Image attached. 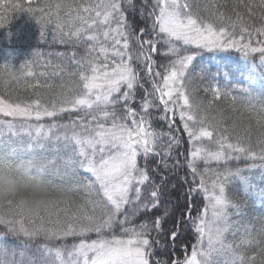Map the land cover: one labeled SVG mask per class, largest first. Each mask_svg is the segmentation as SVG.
Instances as JSON below:
<instances>
[{
	"label": "snow or ice",
	"instance_id": "snow-or-ice-1",
	"mask_svg": "<svg viewBox=\"0 0 264 264\" xmlns=\"http://www.w3.org/2000/svg\"><path fill=\"white\" fill-rule=\"evenodd\" d=\"M148 4L149 0H142L140 15L151 19L152 23L150 27L140 28L139 34L134 22L125 15L127 10H135L133 0H56L41 7L31 6V0L27 5L11 4L13 10H26L36 19L41 38L54 16L59 42L83 45L84 55L76 58L72 53L78 71L70 75L78 79L50 104L40 99L10 102L0 95V114L7 118L0 120V126L13 136L28 137V142L19 147L10 150L0 147V167H11L15 161L35 160L49 188L62 197L49 208L29 215L20 213L8 202L6 212L0 211V226L5 229L0 237L11 234L29 241L43 238L45 243L38 247V255L30 254L27 243L21 244L19 250L0 245V264H160L151 259L155 255V242L150 239V233L161 229L162 217H156L151 226L147 221L134 223L136 217L158 208L162 195L154 183L151 190L145 192L150 176L146 168L138 164L140 156L147 158L154 153L159 136L146 119L149 110L156 107L147 99L150 94L142 98L139 112L131 106L137 87H142L141 72L150 79H162V84L153 80V89L159 94L163 118L168 119L169 113L175 116L178 110L183 130L192 145L187 166L194 178L199 177V182L194 179L195 186L189 191L203 193L206 201L195 217L191 216V207L188 211L196 233L190 255L183 261L174 259L170 264H254L258 257L260 264H264V223L256 236L245 228L238 242L230 241L229 233L235 236L239 231L230 209L238 210L240 206L226 195V181L238 177L245 186V193L254 192L264 204V188L256 191L254 178L244 175L246 171L259 170L260 179L264 180V133L257 141L259 151L250 143L245 144L244 141L251 138L248 129L244 130V137L237 133L233 142L230 129L225 126L227 118L212 124L197 117L184 83L195 58L194 52L188 54V46L192 45L237 48L248 62L249 84L264 80V42L258 41L259 46L255 47L251 41L242 43L244 33L251 36L255 31L264 35V24L250 29L239 14L233 20L215 10L210 11L213 18L210 21L194 17L189 4L182 0H154L150 8ZM253 6L252 3L246 6L251 15H255ZM258 6L264 8V0H259ZM4 7L0 5V10ZM261 19L264 20V16ZM3 23L4 17L0 15V26ZM237 29L241 33L239 40L235 38ZM143 36L149 39L144 40ZM133 44L138 46L135 58ZM158 45L166 46L161 54L168 62L159 65L163 72L154 70L156 62L152 54L158 53ZM251 53H259L258 63L250 59ZM234 90L244 94L249 109L256 112L257 124L264 128V101L248 86ZM212 91L216 98L228 94H222L219 87ZM71 112H83V115L67 123L55 122L59 114ZM44 118H51L53 122L29 123ZM17 121L21 123L18 125ZM231 129L236 130L237 124L233 123ZM171 140L178 143L175 137ZM205 140L211 146L205 144ZM48 143L61 145L56 151L63 150L65 155L49 159L43 154ZM25 154L29 158L24 159ZM242 158L250 161L244 168H226L219 172L207 167L201 171L198 167L200 163L227 164ZM81 171L87 175L82 176ZM80 191L86 193L87 198L76 204L71 196ZM90 234H95L96 238L88 239ZM177 235L171 233L173 239ZM70 237L78 239L70 247L48 243ZM254 245L259 251L246 255L243 249Z\"/></svg>",
	"mask_w": 264,
	"mask_h": 264
},
{
	"label": "trees",
	"instance_id": "trees-1",
	"mask_svg": "<svg viewBox=\"0 0 264 264\" xmlns=\"http://www.w3.org/2000/svg\"><path fill=\"white\" fill-rule=\"evenodd\" d=\"M184 1L189 4V10L194 17L198 16L210 21L213 19L210 16V11L215 10L216 12H223L225 17H231L233 20H236L237 14H239L243 18L245 25L250 29L258 28L264 24V20L261 19L264 16V8L258 6L259 0ZM48 2L55 3L56 0H31V6L41 7ZM77 2H84V0H77ZM153 2L154 0H149V8ZM12 3H24L27 5L29 0H0V5L5 6L0 10V15L4 17L3 26H0V95L10 100V102H30L34 99H40L43 103L50 104L52 101L57 100L58 96L67 92L72 83L78 79V77L70 75L78 71L73 61L72 53L76 54V58L82 57L84 55V46L74 45V43L61 44L59 42V33L55 28L54 16L51 18L52 23L44 28V37L41 38L40 25L36 19L26 10H13L11 8ZM133 3L136 5L135 10L129 9L125 12V15L134 22L136 31L139 34V29L150 27L152 20L140 15L142 0H133ZM250 3L255 5L252 8V12L255 15H251L246 7ZM147 10L146 8L145 11ZM240 36L241 33L237 29L235 38H240ZM243 36V42L251 41L254 47L259 46L258 41L264 42V35H259L255 31L252 32L251 36H248L247 33H244ZM142 39L147 40L149 37L143 36ZM165 48L166 46L158 45V53L152 54L156 62L154 66L156 71L163 72L159 65L167 64L168 62L161 54ZM137 52L138 46L133 44L132 53L134 58ZM193 52L202 55V64L196 63L195 67L190 70L186 82V90L197 117H203L206 122L212 124L217 123L221 118H227L225 126L229 127L233 142H235L237 133L244 137V130L248 129L251 138L244 142L246 145L250 143L254 150L259 151L260 145L257 141L261 139V133H264V128L257 124L256 112L249 109L245 102L244 94L234 89L239 86H248L252 89L254 95L264 101V80H257L256 83L249 84L247 80L239 76L241 69H238L234 73L236 82L232 78L226 80L223 75L222 79L218 78V80L227 81V88L224 93L228 94L216 98L212 89L214 87L215 74L219 70L218 66L222 65V61L213 63L212 56L206 50L202 49L200 51L198 48L189 47L188 54ZM250 57L257 63L259 62V53H251ZM134 66L138 67L139 65L134 64ZM13 77L16 79L13 80ZM153 78L156 82L162 83L161 77ZM153 78L150 79L144 72L140 73V85L142 87H137L131 106L135 107L139 112L142 98L145 97L146 93L150 94L147 95V99L156 105V107L149 110L146 116L152 130L159 134L156 148L154 153L149 154L147 158L140 156L138 164L141 167H145L150 176L149 186L145 189V192L150 191L154 183L162 195L159 207L136 217L134 223L140 224L147 221L151 226L152 221L156 217H162L161 229L159 231L153 230L150 233V239L155 242L153 244L155 255L151 259L159 261L160 264H170L176 258L182 259L184 257L182 248L185 247L188 251H191V246L196 241V233L192 227L191 220L185 219L190 204H193L191 216L195 217L198 211L203 209L206 201L203 193L201 195V192L190 193L189 191L195 186L193 183L194 179L196 183L199 182V177L194 178L187 166L192 145L189 142L187 133L183 130V122L178 115L176 116L175 124L171 122V126L170 119L163 118L165 114L163 106L159 104L158 99L155 97ZM233 94L236 95L235 100L232 99ZM253 103L256 104V107H259L258 103L255 101ZM77 115H83V112L61 113L55 118V122L67 123L75 119ZM3 119L7 118L0 114V120ZM42 121L47 124L53 122L51 118H45ZM16 123L19 125L21 121ZM29 123H33V121ZM233 123L237 124L236 130L231 129ZM176 127L179 129L178 132L175 129ZM0 132L4 133V135H0V147L5 150L19 147L22 143L26 144L28 142L27 136H13L2 126H0ZM179 132L181 135H179ZM171 137H175L178 143H173ZM204 143L211 146L210 142L206 140ZM58 148H61V145L48 143L43 154L47 155L49 159L64 156L65 152L63 150L56 151ZM182 150H184V156L181 155ZM165 153L169 154L165 155ZM23 158L27 159L29 155L25 154ZM249 162L242 158L239 161L232 160L227 164L209 162L204 165L200 163L198 167L201 171L207 167L212 171L223 172L226 168H244L246 163ZM81 175L87 174L81 171ZM244 175L251 176L252 172L246 171ZM183 179L187 182L188 187L185 186ZM260 181L262 188H264L263 180L260 179ZM57 184H59L58 180ZM244 189L245 186L242 185L238 177H230L226 181L227 197L232 203L242 206L250 213L255 209V193L249 192L246 194ZM86 198V193L83 191L76 192L71 196V199L76 204L82 203ZM236 210L230 209L232 213ZM165 213L167 214L166 216L164 215ZM177 230H179V235L171 239V233ZM4 231L5 229L0 226V232ZM87 238L94 239L96 236L95 234H90ZM77 242L78 239L70 237L66 240L50 241L48 243L53 246L64 245L70 247ZM24 243L30 245V254L38 255L37 249L45 241L43 238L29 241L22 236L14 237L11 234L0 237V245H4L9 249L16 247L19 250L20 245Z\"/></svg>",
	"mask_w": 264,
	"mask_h": 264
},
{
	"label": "clouds",
	"instance_id": "clouds-1",
	"mask_svg": "<svg viewBox=\"0 0 264 264\" xmlns=\"http://www.w3.org/2000/svg\"><path fill=\"white\" fill-rule=\"evenodd\" d=\"M60 197L49 188L35 160L0 167V211L6 212L11 201L20 213L29 215L49 208Z\"/></svg>",
	"mask_w": 264,
	"mask_h": 264
},
{
	"label": "rangeland",
	"instance_id": "rangeland-1",
	"mask_svg": "<svg viewBox=\"0 0 264 264\" xmlns=\"http://www.w3.org/2000/svg\"><path fill=\"white\" fill-rule=\"evenodd\" d=\"M182 2L184 3V0H182ZM236 39L239 40L240 38H236ZM242 43H247V42L242 41ZM192 46H194V45H192ZM194 47H196V46H194ZM204 49L211 52L213 63L214 62L219 63L221 61L225 62L223 65L218 66L219 68H225L226 69L228 67V70L231 72L232 75L234 74V72H237L238 68H240L242 70V72H241V74H239V76H242L245 80H247L246 76H247L249 69H248V62L245 60L243 52L239 51L237 48H228V49L204 48ZM233 51L237 52V53L241 52L243 54L239 55L238 57H235V55L232 54ZM197 58H198V56H195L194 61L189 66V68H191V66L194 64V62L197 60ZM250 59H252V58L250 57ZM222 71H224V70H222ZM155 95L158 96L159 94L156 93ZM170 114H171L170 115L171 117H174L172 113H170ZM177 115H178V110H177V113L175 116H177Z\"/></svg>",
	"mask_w": 264,
	"mask_h": 264
}]
</instances>
